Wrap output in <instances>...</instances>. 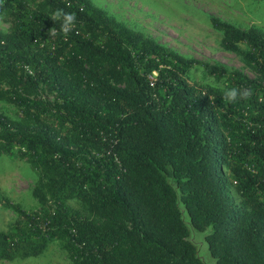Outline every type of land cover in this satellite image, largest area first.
Returning <instances> with one entry per match:
<instances>
[{"label": "trees", "instance_id": "obj_1", "mask_svg": "<svg viewBox=\"0 0 264 264\" xmlns=\"http://www.w3.org/2000/svg\"><path fill=\"white\" fill-rule=\"evenodd\" d=\"M57 8L77 16L66 36L48 33L59 29L50 19ZM0 17L9 24L0 32V101L18 111L15 120L0 114V157L26 161L31 196L48 209L26 212L0 195L20 219L0 231V261L58 242L72 264H204L183 211L192 229H209L214 264H264V86L159 45L90 0H0ZM208 23L221 49L264 80V35ZM196 68L254 94L227 103L188 81ZM43 89L53 103L37 97ZM71 200L107 224L72 213Z\"/></svg>", "mask_w": 264, "mask_h": 264}, {"label": "rangeland", "instance_id": "obj_2", "mask_svg": "<svg viewBox=\"0 0 264 264\" xmlns=\"http://www.w3.org/2000/svg\"><path fill=\"white\" fill-rule=\"evenodd\" d=\"M90 2L104 10L117 23L142 33L159 45L188 58L239 71L264 86V80L236 55L221 49V34L213 30L208 23V18L214 17L241 30H255L264 35V0H90ZM8 26L5 17H0V32H6ZM187 79L197 86L207 85L219 92L226 87L224 81L213 82L197 68L188 73ZM213 83L219 87H214ZM37 97L49 103L55 101L53 94L44 89L38 92ZM0 114L15 120L18 111L14 105L0 101ZM65 135H69L68 131L60 132V136ZM35 182L36 175L26 161L17 160L11 155L0 157V195L24 211L36 212L41 216L48 209L41 207L31 196ZM231 197L235 203L240 201L234 193ZM66 206L72 213L96 226H104L108 222L105 215L93 212L79 200L68 201ZM182 219L188 227V239L195 245L199 258L204 264H214L203 240L209 229L203 232L192 229L183 211ZM19 222L20 219L14 212L0 207V231L9 229ZM0 264L72 263L60 244L55 242L36 257L0 261Z\"/></svg>", "mask_w": 264, "mask_h": 264}, {"label": "clouds", "instance_id": "obj_3", "mask_svg": "<svg viewBox=\"0 0 264 264\" xmlns=\"http://www.w3.org/2000/svg\"><path fill=\"white\" fill-rule=\"evenodd\" d=\"M66 7H71V5H66ZM50 19L56 24L59 22V29H57L55 26L50 28L48 33L51 36H56L59 33H62L63 35H67L71 31H73L76 22H77V16L73 12H66L62 8H57L54 12H52ZM198 67V66H197ZM210 80L214 82V77H209ZM214 87H219V85H216L213 83ZM222 99L227 103H234L238 100H249L253 96V90L250 87H225L222 88Z\"/></svg>", "mask_w": 264, "mask_h": 264}]
</instances>
